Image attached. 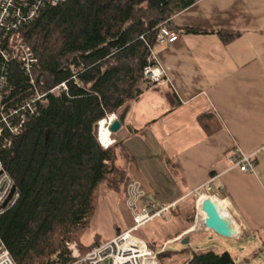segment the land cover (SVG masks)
<instances>
[{"label": "trees", "instance_id": "1", "mask_svg": "<svg viewBox=\"0 0 264 264\" xmlns=\"http://www.w3.org/2000/svg\"><path fill=\"white\" fill-rule=\"evenodd\" d=\"M194 2L66 0L44 8L23 29L38 58L37 80L45 81L46 90L67 81L68 90L49 94L20 134L8 133L12 138L9 147L2 148L0 142V157L18 193L15 202L0 214V236L17 264H54L51 258L56 254L65 263L69 259L67 242L77 241L87 252L104 241L97 232L91 244L82 241L98 209L102 186L126 200L128 185L137 179L128 171L125 138L104 147L97 125L108 114L119 112L126 128L132 103L145 92L143 70L160 27L178 30L172 17ZM184 31L209 32L200 28ZM215 32L225 42L240 35L226 29ZM81 65L77 84L73 71ZM29 88L30 78L13 62L0 103L14 107L29 95ZM200 121L208 134L222 127L213 111L202 114ZM130 130L135 131L132 126ZM143 202L157 203L147 192ZM178 206L168 213L183 217ZM185 221V227L193 225L192 216ZM167 246L163 242L164 250L158 253L160 264H242L227 250L177 251ZM184 254L188 257L176 262ZM250 262V258L245 260Z\"/></svg>", "mask_w": 264, "mask_h": 264}, {"label": "crops", "instance_id": "2", "mask_svg": "<svg viewBox=\"0 0 264 264\" xmlns=\"http://www.w3.org/2000/svg\"><path fill=\"white\" fill-rule=\"evenodd\" d=\"M171 20L179 38L156 48L169 81L162 87H145L131 105L126 128L122 126L112 138H125L128 171L158 204L183 207L194 190L210 183L212 194L200 192L199 196H208L231 221L235 232L231 238L249 252H241V259L252 256L251 262L260 260L264 254V0H195ZM186 28L209 32H187ZM225 29L240 35L225 42L215 32ZM154 107L151 117L148 109ZM209 111L222 123L213 134H208L200 121ZM136 134H151L155 140L169 179L179 185L173 184L172 193L164 192L149 162L138 161L135 146L128 141ZM237 149L253 156L254 171L234 166L230 157ZM120 205L128 209L125 199L109 200L95 213L92 224L104 240L132 225L108 216L120 214ZM104 213L113 230L99 226ZM191 227H180L163 241L164 247L199 233L202 226ZM210 249L223 251L215 245Z\"/></svg>", "mask_w": 264, "mask_h": 264}, {"label": "built area", "instance_id": "3", "mask_svg": "<svg viewBox=\"0 0 264 264\" xmlns=\"http://www.w3.org/2000/svg\"><path fill=\"white\" fill-rule=\"evenodd\" d=\"M66 0H0V100L3 92L9 83V70L13 62H18L22 71L30 78L29 95L16 104L8 107L7 103H0V142L2 148H7L12 144V138L8 135L20 134L29 118L39 112L40 105L45 103L49 94H60L62 90H68L67 81L46 90L45 81L37 80L35 68L38 66V58L28 45L23 35V29L31 24L39 13L48 6H54ZM179 38V32L167 26H161L157 34L156 46L152 48L148 63L143 70L144 87H162L169 79L164 67L156 53V48L160 45L174 42ZM83 65L74 68L73 79L80 84L77 79L79 70ZM119 119V112L108 114L99 122L98 139L104 147L113 144L116 139L111 131V141L107 142L102 136V123L110 130V125ZM239 149L230 159L234 166L242 171H254L256 162L253 156L241 153ZM15 182L7 170L0 157V214L12 205L18 193H13L12 198L4 207V203L11 195ZM213 187L207 183L194 190L210 193ZM128 197L125 200L126 206L132 217L130 228L105 239L101 244L83 252L77 241L67 242L68 260L63 263L55 256L54 264H160L158 253L152 249L144 238L134 234V231L141 228L157 217L167 219L166 213L176 203L161 205L156 202L144 203L146 190L140 181L135 180L128 185ZM0 264H17L9 249L0 236Z\"/></svg>", "mask_w": 264, "mask_h": 264}, {"label": "rangeland", "instance_id": "4", "mask_svg": "<svg viewBox=\"0 0 264 264\" xmlns=\"http://www.w3.org/2000/svg\"><path fill=\"white\" fill-rule=\"evenodd\" d=\"M155 103V101H152ZM159 105L162 107L164 104L162 102H158ZM159 105L157 108H159ZM140 107V104L138 105ZM156 108H149L150 110V116L154 115L155 113H152ZM115 134V133H114ZM117 134V133H116ZM115 134V136H116ZM131 142V144L134 147L135 153L137 154L138 161H147L149 162L150 169L152 171V174L154 177L158 180V183L162 186L164 189V192L167 194H170L172 192V186L175 184L172 180L168 177V166L167 164L162 160L161 152L159 147L157 146L155 140L152 138L151 134L148 137H145L143 134H136L131 137V139L128 140ZM177 187L178 184H175ZM208 194V193H207ZM212 194V193H210ZM198 194L194 191L193 194L188 198L187 202L180 208H182L183 216L186 218L187 216H192L193 220V226L199 225L202 226L200 230H197V232L191 233L189 236L190 240L187 244H184L182 240H178L175 242H168L167 249L168 250H177L182 251L183 249H188V251L194 249H208L212 247L213 245L217 246L220 250H227L230 251L233 255L234 259L238 262H241L242 264H246L245 260L241 259V252H243L245 255H248L249 252L245 250V247L243 244H241L238 241L233 240L230 237H225L214 230H210L209 232H206L208 228L205 224L202 223L204 219V213L201 212L198 205ZM109 200L113 203L115 201L117 202L119 199L117 196L107 189L106 186H102L101 188V198H100V208L104 206V203H109ZM120 201V200H119ZM101 203V204H100ZM98 205V207H99ZM122 208H121V207ZM119 206L120 214L111 213V214H105L101 218V221L99 222V226L103 227L107 230H113V227H109V224L111 222L110 218H115L117 216V220L120 218L123 221V225L126 223L128 225L132 224V217L128 209H124L123 205ZM179 207V206H178ZM110 216V218L108 216ZM167 219H163L161 217L154 218L147 224L143 225L141 228H139V231H135V233L142 235L144 238L149 241L152 245L156 246L154 249L157 253L162 252L161 246L163 244V241L169 237L171 234H173L175 231H177L180 227L185 225L186 221L183 217H175L171 216L169 213H166ZM109 218V220L107 219ZM119 218V219H118ZM109 223V224H108ZM95 224H91V226L85 231V234L82 238L83 243L86 245H89L94 240L96 230H95ZM192 226V227H193ZM123 227V226H122ZM191 227V228H192ZM73 241V240H72ZM71 242V241H69ZM67 245V243H66ZM68 248V247H67ZM190 249V250H189ZM56 255H54L51 260L54 261ZM188 257V254L179 255L176 257V262H180ZM252 256H250L251 258ZM165 260L168 259V256H164ZM260 260H252L250 264H264V254L259 257ZM106 264H109L107 262Z\"/></svg>", "mask_w": 264, "mask_h": 264}, {"label": "water", "instance_id": "5", "mask_svg": "<svg viewBox=\"0 0 264 264\" xmlns=\"http://www.w3.org/2000/svg\"><path fill=\"white\" fill-rule=\"evenodd\" d=\"M121 128H122V122L120 121V119L114 120L112 122V124L110 125V131H112L113 133H117ZM98 129H99V124L97 125V132H98ZM15 190H16V186H14V189H13L11 195L6 200V202L4 203V205H3L4 207L7 206L8 202L12 198ZM203 209L207 215V217L205 219V225L208 229L214 230L218 234L225 236V237H230V238L233 237L231 221L224 218L219 213V211L217 210V207L215 206V204L211 200H206L204 202ZM189 240H190L189 236H185L182 239V242L184 244H187L189 242Z\"/></svg>", "mask_w": 264, "mask_h": 264}, {"label": "bare ground", "instance_id": "6", "mask_svg": "<svg viewBox=\"0 0 264 264\" xmlns=\"http://www.w3.org/2000/svg\"><path fill=\"white\" fill-rule=\"evenodd\" d=\"M101 129H102V136H103V138L107 141V142H110L111 141V131L109 130V129H107L106 128V125H105V122H103L102 123V127H101ZM107 138H109V140L107 139ZM205 193H208V192H205ZM208 194H210V193H208ZM215 196H217L216 194H214ZM198 196H199V194H198ZM218 198H219V196H217ZM198 205H199V209L201 210V212H203L204 213V218L206 219V217H207V215H206V212L204 211V209H203V205H204V202L206 201V200H211L208 196H199L198 197ZM212 201V200H211ZM213 202V201H212ZM214 203V202H213ZM215 204V203H214ZM216 206V205H215ZM218 210V209H217ZM220 213V212H219ZM225 218V217H224ZM232 231H233V237L235 236V232H234V230L232 229Z\"/></svg>", "mask_w": 264, "mask_h": 264}]
</instances>
